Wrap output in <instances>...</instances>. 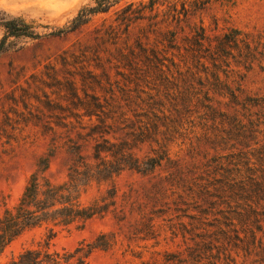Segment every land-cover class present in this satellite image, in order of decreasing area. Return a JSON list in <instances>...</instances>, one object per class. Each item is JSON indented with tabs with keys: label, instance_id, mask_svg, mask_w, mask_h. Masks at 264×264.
I'll return each mask as SVG.
<instances>
[{
	"label": "rangeland",
	"instance_id": "374dc122",
	"mask_svg": "<svg viewBox=\"0 0 264 264\" xmlns=\"http://www.w3.org/2000/svg\"><path fill=\"white\" fill-rule=\"evenodd\" d=\"M138 1L52 35L91 0H0V16L20 18L39 34L0 56V214L16 204L41 157L53 152L45 176L55 184L66 180L77 149L90 159L103 118L98 104L113 105L122 118L147 114L179 124L161 167L145 175L125 170L82 193L89 204L114 187L107 213L55 228L51 239L46 227L27 230L0 264L47 241L50 253L86 252L101 235L104 248L83 264H178L193 244L182 233L197 208L221 217L231 197H264V0L213 3L180 25L164 23V4L127 25L122 9L133 2L128 13H136ZM114 137L104 135L115 142L121 133ZM155 149L148 142L132 151L142 159ZM199 185L217 188L203 202L192 193ZM259 236L264 241V231ZM236 264H264V247Z\"/></svg>",
	"mask_w": 264,
	"mask_h": 264
},
{
	"label": "trees",
	"instance_id": "16d2710c",
	"mask_svg": "<svg viewBox=\"0 0 264 264\" xmlns=\"http://www.w3.org/2000/svg\"><path fill=\"white\" fill-rule=\"evenodd\" d=\"M124 1L126 0H91L78 9L64 28L52 35L74 32L96 15L105 14ZM138 3L141 8L136 13H128L133 8V2L126 3L122 9V19L127 25L146 19V12L151 13L154 7L164 4L168 11L164 23L170 25L175 22L180 25V22L186 21L192 13L201 12L213 3L234 6L235 0H140ZM155 25L156 23H153L152 26L156 27ZM0 26L3 30L0 38V56L15 50L21 40H36L39 37L34 28L20 18L2 15ZM170 33L171 39L175 40L176 33ZM198 36L201 44L206 39L203 27L200 28ZM200 44L199 47H202ZM96 109L103 118L98 119L99 125L95 130L98 136L93 138L95 144L90 159L77 149L68 168L66 180L55 184L45 176L53 152L41 157L16 204L0 214V256L11 242L27 230L46 227L51 239L55 228H65L74 223L83 224L93 217L104 215L113 204L115 188L107 190L106 195L100 199L83 204L81 195L92 183H110L125 170L145 175L161 167L163 160L167 158L166 145L172 138L170 132H178L179 124L171 125L166 117L162 120L158 117H148L147 114L135 115L134 120L122 118L123 113L116 114L110 104H98ZM108 119L111 122H108ZM162 127L166 128L167 133L161 132ZM117 132L121 133L119 141L112 142L104 138V135L110 134L115 138ZM159 136H162V139H159ZM148 142L158 147L153 151V156L142 159L135 156L133 148ZM211 188L216 190L217 187L199 185L194 187L192 193L204 202ZM254 188L252 186L253 195ZM226 205L228 211L221 213V217L218 213L196 209L197 213L191 218L193 222L190 231L182 233L183 239L193 244L187 247L185 256L182 253L178 255V264H236L239 256L243 259L259 256L264 247V241L259 236V233L264 231V197H231ZM209 217L211 223L207 224ZM186 234L189 237H186ZM101 239H104V235L90 244L86 252L77 248L73 253L64 254L50 253L47 241L44 247L25 250L7 264H69L73 258L77 259L75 264H83L84 258L92 250L104 248L98 245V240Z\"/></svg>",
	"mask_w": 264,
	"mask_h": 264
}]
</instances>
